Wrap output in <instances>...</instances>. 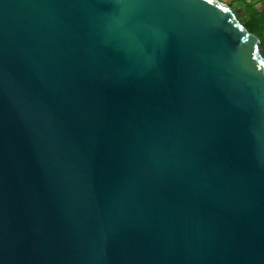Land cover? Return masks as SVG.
<instances>
[{
	"label": "water",
	"instance_id": "obj_1",
	"mask_svg": "<svg viewBox=\"0 0 264 264\" xmlns=\"http://www.w3.org/2000/svg\"><path fill=\"white\" fill-rule=\"evenodd\" d=\"M0 264H264V50L219 0H0Z\"/></svg>",
	"mask_w": 264,
	"mask_h": 264
},
{
	"label": "trees",
	"instance_id": "obj_2",
	"mask_svg": "<svg viewBox=\"0 0 264 264\" xmlns=\"http://www.w3.org/2000/svg\"><path fill=\"white\" fill-rule=\"evenodd\" d=\"M237 2L242 8L240 16L235 12L233 5L230 4L229 7L240 24L260 40L264 50V0H238Z\"/></svg>",
	"mask_w": 264,
	"mask_h": 264
},
{
	"label": "rangeland",
	"instance_id": "obj_3",
	"mask_svg": "<svg viewBox=\"0 0 264 264\" xmlns=\"http://www.w3.org/2000/svg\"><path fill=\"white\" fill-rule=\"evenodd\" d=\"M224 4H226V5H233L234 6V8H235V12L237 13V14H239L238 16H240V14H241V6H240V4H238V0H221ZM245 1H247V0H245ZM235 3V4H234ZM239 5V6H238Z\"/></svg>",
	"mask_w": 264,
	"mask_h": 264
},
{
	"label": "crops",
	"instance_id": "obj_4",
	"mask_svg": "<svg viewBox=\"0 0 264 264\" xmlns=\"http://www.w3.org/2000/svg\"><path fill=\"white\" fill-rule=\"evenodd\" d=\"M247 1H249V0H247Z\"/></svg>",
	"mask_w": 264,
	"mask_h": 264
}]
</instances>
